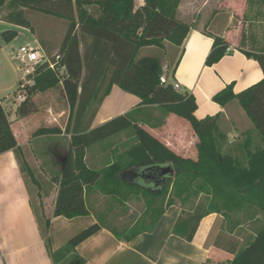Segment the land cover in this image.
I'll return each mask as SVG.
<instances>
[{"label": "trees", "instance_id": "obj_1", "mask_svg": "<svg viewBox=\"0 0 264 264\" xmlns=\"http://www.w3.org/2000/svg\"><path fill=\"white\" fill-rule=\"evenodd\" d=\"M252 1L247 0L248 3ZM179 3L180 0H143V5L136 7L134 0H0V10L5 11L3 20L22 28L31 27L25 14L27 9L68 21L57 53L59 66L64 67L65 73L62 88L69 110L67 123L63 131L46 128L35 132L36 136L62 133L70 136L61 169L49 183L50 189L57 186L54 217L88 216L91 210L84 197L90 189L120 203L141 195L145 205L141 219L129 229H112L116 238L129 242L140 234L153 231L161 215L159 204L164 202L168 187L186 176L198 186L195 196L204 194V202L183 212L173 227V233L187 241L192 240L200 221L209 214H221L225 219L246 206L264 213V44L258 50L243 51L247 58L258 63L263 78L238 94L233 92V84H230L212 97L220 107L236 100L263 143L253 149V138L247 136L242 145L245 161H241L222 151L225 135L217 130L219 115L197 120L194 97L180 93L173 85L162 81L163 69L158 59H137L138 51L144 47L162 48L163 42L174 47L182 45L190 27L176 17ZM90 6L97 8L96 15L88 13L86 7ZM2 36L9 41L16 32L7 31ZM227 48L223 39L214 37L206 66L218 63ZM50 60L54 61L55 56ZM53 80L52 72L43 66L35 77V85L27 89L26 99L17 106L18 118L37 111L31 98L45 86H51ZM113 86L137 97L140 103L131 111L92 128L98 107ZM155 109L175 114L189 124L196 139L195 159L176 154L143 128L152 120L161 123L153 117ZM121 133H129L135 138V145L125 153L126 159L119 158L99 170L89 168L85 163L86 151ZM7 151H13L19 160L21 149L0 104V154ZM168 165L173 169L172 178L164 183L161 179L150 182L157 186V191L142 185L144 180H151H143V172L152 176L157 167ZM20 169L40 189L33 170L25 162H20ZM128 172L136 176L135 183L122 178ZM183 186L180 181L173 191L182 204L189 196L188 187ZM167 202L174 203L172 200ZM96 217L95 224L73 236L56 251L49 247V220L38 219L53 264H84L75 248L105 226V216L96 214ZM231 254L233 258L229 264H264V226L243 250H233Z\"/></svg>", "mask_w": 264, "mask_h": 264}, {"label": "crops", "instance_id": "obj_2", "mask_svg": "<svg viewBox=\"0 0 264 264\" xmlns=\"http://www.w3.org/2000/svg\"><path fill=\"white\" fill-rule=\"evenodd\" d=\"M239 1L242 2L241 22H237V26L234 28L228 27L225 19L218 15L207 19L198 17L191 21L190 30L182 45L180 47L172 46L179 52L170 76L165 74L168 67L165 64L162 66L164 72L162 78L165 79L163 80L166 84L178 85V92L188 93L194 97L196 103L194 116L198 120L220 114L219 119L228 123L229 138L232 135H240L244 140L247 136H252L254 128L239 103L234 100L226 106L220 107L212 101V97L227 85L233 84V92L238 94L263 78L258 63L247 58L243 51L258 50L264 44V38L258 40L253 36L251 38L252 49L242 48L237 43L241 25L245 23V18L242 16L245 15L246 3V0ZM140 6L142 4L138 5V7ZM1 12L0 23L26 29L4 21L3 14L5 12L3 14ZM214 37L223 39L227 43L229 51L226 50L222 59L209 67L206 66L205 60L212 48ZM116 89L119 88L113 86L110 94L103 99L98 107L92 128L95 127L94 121L103 110L107 112V119H110L131 111L140 103L137 97L130 94L129 97L121 95L122 93L115 91ZM115 92L122 99H118L117 105H109L108 101ZM2 99L4 97L0 96V104L7 115L21 152L20 160L13 151L0 154V264H53L40 232L38 219L49 220L47 235L49 247L51 251H56L73 236L95 224L97 222L96 214L105 216V226L75 248V252L84 260V264H204L206 262L228 264L231 261L233 258L231 251H237L236 241L230 239V236H234L239 228L237 215H234L232 223L233 227L236 225V229L228 233L229 237L225 229L221 230L223 216L213 213L200 221L192 240L187 241L183 237L175 235L173 227L182 213L191 209L189 210L180 202L168 204L167 201L171 199L170 192L167 193L164 202L159 204L161 215L153 231L140 234L129 242L116 238L112 232L114 227H111L110 223L118 225L115 228L117 231L129 229L144 215L143 201L140 203L141 213L134 217L133 221L129 219V225H125V220L122 218L130 215H125L120 209L129 208L132 199L120 203L114 201L110 196L92 190L87 191L84 197L86 206L91 210L88 216L72 219L54 217L57 186L54 185L50 189V178H44L42 174L41 179H37L34 175L40 185L39 189L31 180L28 183L26 173L20 169V161L25 162L29 167L32 164L37 165L39 162L31 156L29 133L23 128L27 116L23 118L16 116L18 105L14 110L9 105L6 112ZM160 114L159 110L153 111V117L163 122L161 125L163 128L157 129L159 123L156 124L154 120L149 125H143V128L176 154L195 159V149L191 148H195L196 139L190 135L189 124L186 125V121L172 115L161 119L163 115ZM127 134L121 133L115 137ZM66 136L70 142V136ZM68 147L69 144L67 149ZM88 152L89 149L86 151L85 162ZM47 153L52 154L53 151ZM54 164L59 165L58 162H53ZM122 178L128 183L137 181L132 172L124 174ZM144 181L145 184L142 185L153 191L158 190L156 185L150 184L153 182L152 180ZM137 199L135 201L139 203Z\"/></svg>", "mask_w": 264, "mask_h": 264}, {"label": "rangeland", "instance_id": "obj_3", "mask_svg": "<svg viewBox=\"0 0 264 264\" xmlns=\"http://www.w3.org/2000/svg\"><path fill=\"white\" fill-rule=\"evenodd\" d=\"M134 3L135 6L138 7L140 4L143 5V0H134ZM241 6L242 2L239 0H180L176 17L180 22L189 25L191 21L198 17L201 19L205 17V19H207L209 17L212 18L218 15L219 17L225 19L228 27L234 28L237 26V22H241ZM86 10L92 15L97 14V8L95 6L86 7ZM0 12L3 14L5 11L0 10ZM244 13L245 15L242 16V18H245V23H242L241 25V33L237 36L239 40L237 43L242 48L252 49L251 38L253 36L258 40H262L264 38V0H253L251 3H248L246 0ZM25 14L26 18L30 21V29H19L0 23V96L4 97V99H2V103L6 108V112L9 105L12 106L13 110L16 105H19L18 102H14V93L18 89L21 76V72L18 69V64L15 61V55L18 49L25 45L34 47L39 46L44 51L46 57L50 60L52 57L57 55L60 44L68 27V21L55 16L29 9L25 10ZM7 31H15L17 34L13 39L8 41L2 36V34ZM245 38H247V40H245ZM162 45V48L144 47L140 49L137 54V59L142 57L157 58L162 66L165 64L168 65L165 74L170 76L173 67L175 66L179 50L174 49L168 42H163ZM45 70H47V68H45ZM50 71L54 77V83L51 86H45L43 90H39V92L31 98L36 106L37 111L27 116V119L23 124V128L29 133L28 140L30 141V149L32 152L31 156L39 161L37 165L32 164L30 169L33 170L37 179H41L43 174L44 178H50L51 181V179L55 177V175H57L61 169L60 167L67 152L69 140L64 133L60 135L41 137L39 135L36 136L35 132L39 129L46 128H58L63 131L67 123L69 110L62 88V80L65 77V73H62L60 66H57L54 71ZM35 82L36 81L34 80V85ZM115 91L122 93L121 95H129L119 89H116ZM116 93L117 92L113 93L109 99V105H117L118 99H122L119 98ZM160 113V115H163L161 119H166L167 117H170V115L177 117L172 113H165L162 111H160ZM107 116V112L103 110L94 121L95 127L93 128L103 125L109 120L115 118L112 117L107 119ZM219 118L220 114L217 119V130L225 135L222 151L230 153V155L241 161H245V155L242 148L243 142L245 140H243V137L240 135H232V137L229 138L228 123H224L223 120L221 121ZM162 124L163 122L161 121L157 129L160 127L163 128L161 126ZM186 125H188V123H186ZM188 129L190 130V135L194 136L190 126ZM257 133V131L252 132L253 149L255 147L263 146V143L259 139V135ZM133 145H135V138L129 133L121 137L109 138L89 149L85 163L89 168L99 170L104 168L106 165L116 162V160L119 158L125 160V153ZM56 149L58 150L57 152ZM191 149L194 150L195 148L192 147ZM48 151H53V153L48 154ZM53 162H58L59 165H53ZM26 179L28 183H30V178L27 175ZM180 181L184 183L182 188L188 187L189 189V196H187L188 200L183 203L186 208L190 210L193 209L199 202H204V194L195 196L194 193L198 191V186L196 185V182L191 181L189 176L180 178L175 184H170L167 191V193H171L170 200L181 203V200L178 198L176 199L173 193L174 189H176L178 186V182ZM136 199L132 198V203L129 208L120 209V211L125 215H130L122 218L125 220H123L125 225H129L130 220L133 221V218L141 213L140 203L143 201V199L141 195L137 199L139 200V203L135 201ZM210 202L211 200L206 201V205L208 206ZM129 211L133 212V214H130L131 212ZM235 214L238 217L237 221L239 228L234 236H230V239H234L236 241L237 251H240L243 250L253 240L255 234L264 226V213L255 207L246 206L242 210L240 209L227 216L225 219L222 218L223 220L221 223L223 224L221 225V230L224 231L225 229L227 234L229 232H233L236 229V225L233 227L234 225L232 224L234 222L233 219ZM110 226L114 228L118 227V225L111 223ZM223 263L219 262V264Z\"/></svg>", "mask_w": 264, "mask_h": 264}, {"label": "built area", "instance_id": "obj_4", "mask_svg": "<svg viewBox=\"0 0 264 264\" xmlns=\"http://www.w3.org/2000/svg\"><path fill=\"white\" fill-rule=\"evenodd\" d=\"M15 61L18 64L21 76L18 89L14 93V102L20 104L26 99L27 89L34 85V80L39 70L45 66V68L54 71L60 65V56L56 55L55 60L51 61L39 46L25 45L18 49L15 55ZM60 69L64 73V67L60 66ZM162 81L164 82L163 79ZM173 87L175 90H179L178 85H173Z\"/></svg>", "mask_w": 264, "mask_h": 264}, {"label": "water", "instance_id": "obj_5", "mask_svg": "<svg viewBox=\"0 0 264 264\" xmlns=\"http://www.w3.org/2000/svg\"><path fill=\"white\" fill-rule=\"evenodd\" d=\"M173 169L171 166H163V167H157L156 171L153 173L152 176L146 175L145 172L142 173L141 178L144 179H161L162 182H166L167 179L173 177Z\"/></svg>", "mask_w": 264, "mask_h": 264}]
</instances>
